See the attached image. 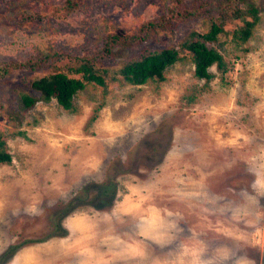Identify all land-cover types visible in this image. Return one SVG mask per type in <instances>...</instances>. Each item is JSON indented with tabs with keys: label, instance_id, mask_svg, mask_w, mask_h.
<instances>
[{
	"label": "rangeland",
	"instance_id": "1",
	"mask_svg": "<svg viewBox=\"0 0 264 264\" xmlns=\"http://www.w3.org/2000/svg\"><path fill=\"white\" fill-rule=\"evenodd\" d=\"M71 1L0 0V65L13 69L0 78L12 157L0 164V264H264V0L241 1L258 17L246 42L239 18L209 42L234 61L232 84L215 63L199 78L184 50L163 78L86 82L66 109L30 81L77 57L116 67L209 24L182 18L150 37L198 0Z\"/></svg>",
	"mask_w": 264,
	"mask_h": 264
},
{
	"label": "trees",
	"instance_id": "2",
	"mask_svg": "<svg viewBox=\"0 0 264 264\" xmlns=\"http://www.w3.org/2000/svg\"><path fill=\"white\" fill-rule=\"evenodd\" d=\"M75 1V0H72ZM71 1V2H72ZM196 2L193 8L189 9L182 5L178 6L177 19H164L162 22L154 21L148 28V34L157 33L158 28H173L182 18H192L199 15L209 17V24L204 32L190 30L183 34L182 39L172 44L162 41L155 47H145L138 53L129 55L119 66L112 67L111 64H104L102 60L96 62V57H77V65L68 67L67 71L49 72L38 75L30 81V88L40 92L41 99L51 100L55 98L57 102L66 109L73 107V98L76 93L83 89L86 82H95L101 87L108 88L109 81L120 79L131 84H144L148 80L163 78V73L167 67L176 63L181 58V52L187 50L192 53L195 64V74L199 78L210 79L212 73L209 67L216 64L222 73V79L227 84H232L235 79L233 74L234 61L226 60L225 56L209 42L218 41L224 34L225 25L233 18H239L244 23L237 27L234 32V39L239 42H246L254 27L258 17L257 9L252 8L244 11L241 7L242 0H205ZM252 14V20H247L245 15ZM172 26V27H170ZM147 36L146 38H148ZM151 37V36H150ZM121 41V39H119ZM131 42L125 45H133L140 42L137 37H132ZM115 44L114 41H109ZM58 53V52H56ZM58 56V54H57ZM13 71L9 66L0 65V78L5 77ZM77 75H80L79 77ZM18 88V87H17ZM21 102L27 106H33L37 99L30 94L19 93ZM4 142L0 140V164L10 162L11 155L3 149Z\"/></svg>",
	"mask_w": 264,
	"mask_h": 264
},
{
	"label": "bare ground",
	"instance_id": "3",
	"mask_svg": "<svg viewBox=\"0 0 264 264\" xmlns=\"http://www.w3.org/2000/svg\"><path fill=\"white\" fill-rule=\"evenodd\" d=\"M99 244V243H98Z\"/></svg>",
	"mask_w": 264,
	"mask_h": 264
}]
</instances>
